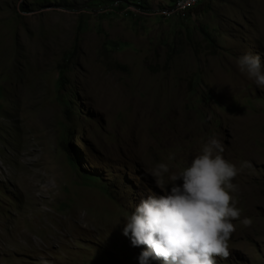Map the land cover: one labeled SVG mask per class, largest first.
Masks as SVG:
<instances>
[{
    "label": "rangeland",
    "instance_id": "1",
    "mask_svg": "<svg viewBox=\"0 0 264 264\" xmlns=\"http://www.w3.org/2000/svg\"><path fill=\"white\" fill-rule=\"evenodd\" d=\"M43 1L0 0V264H138L152 169L170 187L210 137L251 164L216 264H264V90L237 66L264 63V0Z\"/></svg>",
    "mask_w": 264,
    "mask_h": 264
},
{
    "label": "clouds",
    "instance_id": "2",
    "mask_svg": "<svg viewBox=\"0 0 264 264\" xmlns=\"http://www.w3.org/2000/svg\"><path fill=\"white\" fill-rule=\"evenodd\" d=\"M239 71L264 90V63L261 55L246 52L237 58ZM223 144L215 137L204 142L189 163L168 175L170 187L160 181L169 174L166 163H157L150 175L162 194L150 190L122 223V234L131 246L143 245L136 257L138 264H216L215 257L228 256V240L234 231L233 221L241 214L234 193V177L247 160L236 164L226 160ZM176 181H180L179 184ZM247 226L250 218L240 219Z\"/></svg>",
    "mask_w": 264,
    "mask_h": 264
},
{
    "label": "trees",
    "instance_id": "3",
    "mask_svg": "<svg viewBox=\"0 0 264 264\" xmlns=\"http://www.w3.org/2000/svg\"><path fill=\"white\" fill-rule=\"evenodd\" d=\"M62 1V0H61ZM137 2H132L131 4L132 5H135V6H137V7H139V8H141V9H143L142 8V6H141V4H140V2H141V0H136ZM169 1H171V2H174V1H176V0H169ZM179 1V0H178ZM39 3V4H38ZM45 1H39V0H37V4H38V6H40V7H43V5H45ZM168 7H170V6H168ZM187 11V10H186ZM84 180H89L91 183H95V184H97V183H99V179L97 178V176H90V177H88V178H84ZM105 191H106V193H107V195L109 194L108 192H107V190L105 189Z\"/></svg>",
    "mask_w": 264,
    "mask_h": 264
},
{
    "label": "built area",
    "instance_id": "4",
    "mask_svg": "<svg viewBox=\"0 0 264 264\" xmlns=\"http://www.w3.org/2000/svg\"><path fill=\"white\" fill-rule=\"evenodd\" d=\"M193 1H195V0H186V1H184V6H187L189 3L193 2ZM170 12H173V11H165V12L160 13V14L163 16V15H168Z\"/></svg>",
    "mask_w": 264,
    "mask_h": 264
},
{
    "label": "bare ground",
    "instance_id": "5",
    "mask_svg": "<svg viewBox=\"0 0 264 264\" xmlns=\"http://www.w3.org/2000/svg\"><path fill=\"white\" fill-rule=\"evenodd\" d=\"M179 1H186V0H179ZM198 1H199V0H195V1L191 2V3L195 4V3L198 2Z\"/></svg>",
    "mask_w": 264,
    "mask_h": 264
}]
</instances>
